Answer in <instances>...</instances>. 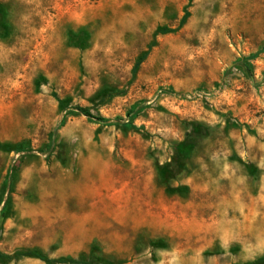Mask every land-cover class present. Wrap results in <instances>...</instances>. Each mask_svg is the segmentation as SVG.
Here are the masks:
<instances>
[{
  "label": "rangeland",
  "instance_id": "1",
  "mask_svg": "<svg viewBox=\"0 0 264 264\" xmlns=\"http://www.w3.org/2000/svg\"><path fill=\"white\" fill-rule=\"evenodd\" d=\"M0 251L264 257V0H0Z\"/></svg>",
  "mask_w": 264,
  "mask_h": 264
},
{
  "label": "trees",
  "instance_id": "2",
  "mask_svg": "<svg viewBox=\"0 0 264 264\" xmlns=\"http://www.w3.org/2000/svg\"><path fill=\"white\" fill-rule=\"evenodd\" d=\"M157 32L159 33H167L169 32L168 29L163 28V29H158ZM147 54L143 55L140 59V61L137 63V65L143 61L146 58ZM61 104H64L63 102H61ZM77 110H79L82 114H84L87 118H89L90 120H94L97 122H102V123H111L110 120L104 118V117H100L97 115H94L89 109L84 108V107H79L77 108ZM121 124H123V126H130L131 125V121H122L120 122ZM17 256H21V257H34V258H38L42 261H44L47 264H89L84 260H76V259H71V258H50L46 255H44L43 253L37 252V251H27V252H20V253H16V254H12V255H8L6 253H3L0 251V260L1 261H9L12 260L13 258L17 257ZM264 263V257L259 258L255 261H253L252 263L249 264H263ZM104 264H109V263H104Z\"/></svg>",
  "mask_w": 264,
  "mask_h": 264
}]
</instances>
